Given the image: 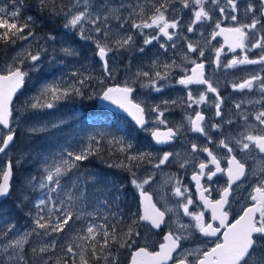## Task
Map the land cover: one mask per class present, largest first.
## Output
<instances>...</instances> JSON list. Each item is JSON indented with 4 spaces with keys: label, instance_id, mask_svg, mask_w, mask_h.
<instances>
[{
    "label": "snow or ice",
    "instance_id": "6c2138e0",
    "mask_svg": "<svg viewBox=\"0 0 264 264\" xmlns=\"http://www.w3.org/2000/svg\"><path fill=\"white\" fill-rule=\"evenodd\" d=\"M209 2L211 7H208ZM176 3L184 9H191L193 19L187 25V31L196 30V25L213 21V11L219 12L223 19H231L237 22L233 27H221L219 20L214 22V30L211 38L223 36L230 51L237 49L244 50L243 56H235L229 60L225 68H236L239 65H264V0H259V7L249 2L243 6V15L250 19L247 23H240L238 15L241 13L240 0H159V6H154L150 12H146L143 5L137 3H124V0L113 2V0H69L64 4L63 0H36L38 11L49 13L51 16L62 17L64 20L63 28L72 37L79 40L90 42L93 46V56L97 58L101 69V76L108 79L113 78L119 71L118 60L121 53H128L137 50L140 53L145 51L144 47L135 49V35L143 36V44L151 45L154 41H159L161 37H166L167 41H173L178 35L181 27V19L168 18V10ZM12 10L7 11V6H0V43L4 45H14L17 41H28L36 39L33 31L34 17L28 16L21 20V9L24 0H11ZM258 13V15H257ZM145 29H153L155 34L145 33ZM176 30V31H170ZM203 35V33H201ZM45 45L52 42L53 47L50 57L51 63L57 62L55 53H60L64 57H78L80 52L68 43L64 46L61 43L59 48L54 45L57 43V36L54 33H47L44 37ZM161 48H166L165 44H160ZM171 47L175 48L173 43ZM260 49L261 54L256 59L248 55V50ZM189 53H197L198 47L191 42L187 43ZM224 49L216 50L214 64L217 68L221 66L220 57ZM49 53L47 46H41L35 52L30 47H23L11 58V62L5 64L0 69V156L5 157L0 164V205L7 202L14 194L13 178L14 168L20 163L17 159L14 163L8 155L16 138V126L14 121L13 97L20 92L26 84L30 74L40 72L43 63L49 60L45 54ZM200 57L204 56L201 49L198 52ZM194 67L190 69L191 75L181 77L177 83L189 88L190 85L206 86L203 92L194 96L189 89L187 91L188 107L192 105H204L209 103L208 93H213L214 98L211 106L214 107V116L222 117L221 106L223 98L217 87L213 86L210 79L205 75V64L189 60L187 53L184 57ZM28 63V69L24 68ZM156 65V62H153ZM176 67L173 64H164V71L156 70L154 73L137 70L132 73L131 78H126L122 85L106 87L102 92V98L111 101L127 112L140 129L148 131L146 125L149 124L147 113H156L154 123L164 124V111L160 105H147L134 102L132 94L136 91V82L142 78H147L146 82L141 83V88H150L154 92H161L165 85L160 81H168L171 70ZM125 71H131V63L125 65ZM72 76L75 80L72 83L64 81L44 83L41 85L38 94L27 106L31 110L53 109L57 102L66 100L69 97L85 95L84 89L88 82L95 79L97 83L103 84L104 80L95 77L91 73L74 71ZM258 87L264 93V76L252 75L243 79L241 82L233 83L234 90L251 91ZM91 98V97H89ZM264 101H255L261 103ZM163 105L175 104L176 101H162ZM251 103V101H250ZM237 109L241 108V103H236ZM167 110V109H165ZM243 115V114H242ZM255 120L260 125H264V107L255 114ZM245 121L247 115H243ZM189 130L208 138L212 142V137L207 129L221 131L223 123L232 124V120L222 121L221 123L206 122L203 112L197 111L194 115L186 117ZM29 128L28 132L35 134L38 131L47 130ZM51 128L60 127V122H54ZM183 125L176 129L168 128L166 132L158 129L151 131V136L157 144H168L181 134ZM99 135V134H98ZM104 139L100 136L90 138L78 150L62 149L57 157L49 156L41 158L39 177L30 176L22 182V188L18 195V203L15 207H22L30 203L34 211L26 213L30 217L31 225L29 228L19 231L17 225L10 219H4L7 213L0 207V253L3 259L0 264H69L68 259L63 256H56L59 243L60 249L65 254H70L71 264H90V259L103 261V264H118V256L111 250L112 245L120 248H131L135 237L141 235L137 229L140 222H144V227L149 230H159L163 227L169 230L163 235V242L159 244L158 250H149L147 247H138L130 258V264H264V157H257L254 150L259 154H264V130L253 134L251 131L240 133L238 136L220 139L216 144L217 148L225 149L228 153L224 158L227 160V167L221 166V161L214 151L207 147L191 145V152L201 151L209 158L206 162L198 164V170L191 176L195 182L196 192L203 207L210 210V221H206L204 211H190L194 205V200L187 186L176 177H168L166 182L172 183V195L183 198V203L179 205L185 216L191 217L194 223L184 224L179 220L173 229L172 223L166 220V215L173 209L166 205L164 210L157 206L152 194L145 189L146 185H151L155 174L149 172L144 177H138L133 168L140 167L147 162L153 169H160L169 163L170 159H179V153L171 151L164 152L158 159L154 158L151 152H138L128 155L133 144L123 137L108 140L109 145H115L119 152L125 153L127 163L109 164V167H118L131 174V185L138 190L142 213L131 220L127 230L118 233L115 226L108 230V225L89 224L86 232L77 233L76 222L93 213L87 211L89 207V181L95 196L107 191L113 199L119 200L123 185L116 184L104 177H97L89 173L87 179L84 176L81 166L92 156L101 152L100 142ZM238 149L245 154L244 159H238L234 154ZM255 160L256 166L251 172L255 177L256 183L253 185L249 199L251 203L246 205L242 214L229 223L230 205L229 197L232 196L233 185H238L240 181L249 179L247 159ZM190 161H183L180 167L185 168ZM209 165H213L210 168ZM257 168L259 171L257 172ZM218 174L227 177L226 186L217 189L218 199H212L211 186L202 184L205 178L212 181ZM103 185V187H101ZM39 192V198L31 199V194ZM207 193V195H206ZM107 204V198L103 201ZM135 215V214H134ZM106 219V218H105ZM218 222V224L216 223ZM215 225V226H214ZM223 229V231H221ZM198 232L203 237H216L218 242L213 247L203 248L199 245L192 248L184 247L183 242L190 240L194 233ZM61 234L63 236L61 237ZM36 237V242H32V237ZM97 237H100L98 240ZM59 238V241H58ZM102 241V243H101ZM79 249V252L76 250ZM89 253L91 256H89Z\"/></svg>",
    "mask_w": 264,
    "mask_h": 264
},
{
    "label": "flooded vegetation",
    "instance_id": "af4514ba",
    "mask_svg": "<svg viewBox=\"0 0 264 264\" xmlns=\"http://www.w3.org/2000/svg\"><path fill=\"white\" fill-rule=\"evenodd\" d=\"M138 1L140 5H143L146 12H148L149 14L154 6H159V0ZM249 2L253 3L257 7L260 6L259 0H240L241 13L238 15V21L240 23L249 22L251 14L247 19L243 15V6ZM208 7H211L210 2ZM167 15L169 19H181V27L178 30V35L174 37L173 41H167L166 37H161L159 41H154V44H165V46H169L175 43L176 47H172V49L174 51L175 57L177 58L175 63L176 67L171 70L173 75L172 78L166 81V83H168L171 88L167 91V93H162L164 95V98L160 100L161 93L158 95H153V99H146V104L153 105V103H157L156 105L163 106V109H167L165 110V112H168L167 120H165V118L163 117L166 123L161 124L159 127L157 126L154 129H158L161 132H166L168 128L176 129L180 125H183V128L181 134L168 144H160L161 146H158L153 141V143L149 141V144L150 148L153 149L151 151L154 154L155 159H158L159 156H161L164 152L167 151L179 153L180 156L178 160L170 159L169 163L163 165L160 169H153L151 165H149L147 162H144L139 167V170H137V176L144 177L148 175L149 172L155 174V178L152 184L146 185L145 189L152 194L154 201H157V206L161 207V210H164L165 205L169 209L174 210L167 213L166 220H169L172 223L173 229H175L177 220L185 222L182 221V218L187 219L191 217L185 216L183 214L182 208L179 207V205L183 203V198L175 197L172 195V183L166 182L168 177L179 178L183 182V185L187 186L190 190L192 199L194 200V205L190 207V211L202 210L205 213L206 221H210L211 218L210 210L204 208L202 202L199 201L198 193L196 192L195 188V182L191 179L193 173L198 170L199 162H206L209 158L207 157L206 153H203L201 151L192 153L191 145L196 144L198 145V147L207 146L211 148L220 159L221 166L226 168L227 160L224 157L227 156L228 153L225 149L216 147L218 141L224 138L225 136L234 137L238 136L240 133H245L247 131H251L253 132V134H256L261 130H264V125H260L259 122L255 120L254 116L257 111L264 107V101H262L261 103H255V101H261L262 97H264V93H262L258 87V82L257 87H255L251 91H239L234 90L232 88L233 83L241 82L243 79L248 78L252 75L264 76V65H239L236 68H225L223 66L233 57L243 56L244 50L237 49L235 52H232L229 50L228 45L225 42L223 36H217L215 39L211 38V33L214 30L215 21L219 20L221 22V27H233L237 25V22L232 21L230 18L223 19V17L220 16L218 10L213 11L212 22H205L204 24L196 25V30L193 32L187 31V25L191 23V20L193 19V13L191 9H184L179 3H176L172 8H169ZM144 31L147 34H155L153 29H145ZM201 33H203V35H201ZM143 39V36H140L138 34L135 35V42L137 45L136 49L144 47L146 52L147 46L143 44ZM189 42H195L200 45L197 53H192L189 60H195L197 63L203 62L205 64L206 78L210 79L213 83V86L218 88L220 96L224 100V103L221 106V110L223 112L222 117L214 116V107L211 106V101L215 95L213 93H208V104L199 106L192 105L191 108L188 107L187 91L190 89L193 92L194 96H198L200 92H203L205 90L206 86L190 85L189 88H185L183 85L177 83V81L181 77L185 75H191L190 69L194 67L192 63H189L188 60H185L184 57H182V54L185 55L187 53V55H190L187 50V43ZM219 48H223L224 51L220 57L221 66L217 68L214 64V60L216 56V50ZM201 49L204 51L203 57H200L198 55V52ZM183 50H185L186 52H184ZM260 54V49L248 50V55L252 59L258 58ZM137 55L142 56L143 53H140L138 51ZM179 61L181 62L180 65L178 64ZM160 83L163 84V81H160ZM165 100H174L176 101V103H169L168 105H163L161 102ZM138 103H143V105L146 106L143 101H139ZM236 103H241L240 109H237L235 107ZM197 111L204 113V115L206 116V122L221 123L222 121H227L228 119H231L233 122L232 124L223 123L222 132L213 130L211 128L207 129L212 137V142H209L207 137L201 135L200 133H195L189 130L190 126L188 125L186 117L189 115H194ZM242 114L248 116L247 121L243 119ZM151 125V122L146 125V128L150 129L149 133H151L152 131L150 128ZM254 152L258 158L264 157V154H259L258 150H254ZM234 154L237 156L238 159L245 158V154L241 153L238 149L235 150ZM185 160L190 161L188 166L185 168L180 167V163ZM256 163L257 162L255 160L248 158L247 167L250 174L249 179L247 181L238 182L239 186L233 185L232 196L229 197L230 205L228 206L229 223H231L240 214H242L243 208L251 203L249 196L253 185L256 183V179L255 177L251 176V172L256 166ZM209 167L214 169L213 165H209ZM258 171L259 169L257 168V172ZM226 180V176H224L223 174H218L216 177L213 178L212 181H208L205 178L204 180H202V184H204L205 186H211V198L218 199L219 192L217 191V189L226 186ZM132 188L134 189V199L136 202L135 204L137 206L136 215H139L140 213H142L139 193L138 190L135 189L133 186ZM189 223H192V221H190ZM216 223L218 224V222ZM168 230V228H165L163 226L159 230H149L147 228L145 232L141 234L140 246L147 247L150 251L158 250L159 244L163 242V235ZM221 231H223V229H221ZM146 239H151L153 243H146ZM216 242H218L216 237H203L201 234L196 232L190 240L183 242V246L189 247L192 245L203 244L206 245V248H210L213 247Z\"/></svg>",
    "mask_w": 264,
    "mask_h": 264
},
{
    "label": "trees",
    "instance_id": "16d2710c",
    "mask_svg": "<svg viewBox=\"0 0 264 264\" xmlns=\"http://www.w3.org/2000/svg\"><path fill=\"white\" fill-rule=\"evenodd\" d=\"M68 2L69 0H63L64 4H68ZM57 3H60V0H57ZM0 6H7V11L9 12L13 7L11 0H0ZM20 16L21 20L28 16L34 17L33 31L35 32L36 37L46 35L50 32L58 33L63 26L61 25V20H63L62 17L51 16L47 12L38 11L36 0H24V6L21 9ZM32 40L33 39H31V41ZM25 42L26 41H17L14 45H4L0 43V69H2L5 64L11 62V58L17 53V51L21 50L22 46L25 47ZM75 44H77V41ZM136 46L135 42V49ZM76 49L82 54L80 57H84L85 54H87L88 58H91L92 52L86 45H84V47L83 45H79ZM135 51L136 50L120 54L118 61L121 67L125 66L126 63H129V61L131 66L134 65ZM92 60L95 67L92 69L87 68L85 74L91 73V70L93 72L96 71L95 74H91L95 77L102 78L104 80L103 84L97 83V81L93 79L88 82V86L85 87V95L83 97L73 96L66 100H61L57 102L56 107L53 109L31 110L27 107L21 112L15 111L18 128L16 131L15 142L11 149L13 151V161L19 159L20 163L14 168V194L1 206L3 212L7 213L4 219H10L14 222L17 225V230L29 228L31 225L30 217L26 215L28 211H34V209L31 208L30 203H27L20 208L15 207V204L19 202L18 195L22 188V182L25 181L27 177H38L41 175V158L45 155L48 157L52 154L59 143L69 142L72 144L74 142L73 145L76 148L75 150H78V148L81 147L80 144L82 145V143L85 144L89 142L90 138L93 136H97L98 139L100 136L104 137L100 142L101 152L96 156H92L88 161L82 164L81 169L84 176L81 179H87V175L91 173L97 177H104L109 181H114L116 184L123 185L122 195L119 200H116L113 199L107 191L95 196L91 195L93 189L90 186L91 181H89V201L94 205L95 211L97 212V214L93 215V218H98V225L107 224L109 226V231L112 230V226H115L118 233H123L127 230L131 220L138 216L134 215L136 211L134 199L135 194L130 183L131 174L122 168L109 167V164L115 165L121 162L127 163L125 153L119 152L115 145H109L108 140L123 137L125 140L130 141L133 144V147L128 152V155H131L137 152L140 144V133L126 117L111 113L99 106L98 99L103 90L108 87L109 84L113 85L117 82L102 77L101 72H98L99 63L97 62V58L93 56ZM88 66L90 67V64H88ZM44 69L48 68L44 67L43 64L40 72H33L30 74L27 86L25 90L21 92L18 100L24 99L22 98L24 96L27 97L26 94L28 91L30 94L34 89V83L37 84L43 79L45 75ZM37 76L39 78L33 82L34 80L32 81V78L36 79ZM45 81L46 80H43V83ZM23 102L25 103L26 101L23 100ZM47 117L52 120L66 117L67 120L70 121L67 124L60 125L58 128L38 131L35 134L28 132V129L32 128L33 125L45 122ZM133 171H135V168H133ZM101 187H103V185H101ZM36 195V192L32 193L31 199H36ZM105 198H107V204L103 203ZM90 219L91 216H87L84 219L77 221L76 231L80 234L84 232L87 222ZM82 223L84 227L79 228ZM0 227H2V225H0ZM136 227L140 233L143 232L144 225L142 222ZM62 236L63 234H61V237ZM34 237L35 236L31 238L33 243L36 242L33 239ZM139 238L140 236L134 238L136 242L132 244L131 248H120L116 245L111 246L113 253L118 256V264H128L133 252L132 250L135 249L134 247L139 243ZM97 239L99 240L100 237H97ZM76 251L79 252V249ZM52 255L54 259L56 256H63L64 259H68L69 264H71L70 254L63 253L60 249L59 243L56 253ZM89 256H91L90 253ZM2 259L3 258H0V260ZM90 264H103V261L90 259Z\"/></svg>",
    "mask_w": 264,
    "mask_h": 264
},
{
    "label": "rangeland",
    "instance_id": "374dc122",
    "mask_svg": "<svg viewBox=\"0 0 264 264\" xmlns=\"http://www.w3.org/2000/svg\"><path fill=\"white\" fill-rule=\"evenodd\" d=\"M113 2H119V0H113ZM124 3H137V4H139V1L138 0H124ZM63 23H64V20H63ZM66 31L67 30H65L62 26V29L58 33H54L57 36V40H58V42L54 46L56 48H59L61 46L62 42H64V46H67L68 43H71V46L74 48H76L79 45H83V47H84V45H86L87 47H89V50L92 52L91 58L89 57L90 60H89L87 54H85L84 57H80L82 54H80L78 57H64L60 53L57 52V53H55L57 62L51 63L49 61H50L51 55L53 54V53H51V49L53 47V44H52V42H48V44L45 45V41H44L45 35L36 37V39H33L32 41H31V39L26 41L25 47L26 46L30 47L33 52H35L41 46H47L49 48V53L45 54L46 56L49 57V60H46L43 63L44 67H46L48 69H44L45 75H44L43 79L40 80L37 84L34 83V89L30 92V94L28 91V93L26 94L27 97L24 96V97H22L24 99L18 100L17 102H15V105L13 107L15 111L21 112L22 110H25L27 108V106L32 102L33 98L38 94V91H39L41 85H43L44 83H53V82H60V81H64V82H66V84L72 83L75 80V77L72 76V72L80 71V72L86 73L87 68L92 69L95 67V64L93 63V60H92L93 50H94L92 44L90 42H85V41L79 40L78 37H75V38L72 37L71 33H69L66 36L65 35ZM30 41L33 43H31ZM76 41H77V44H75ZM192 44L197 46L198 48L200 47V45L195 43V42H193ZM146 49H147V51L146 52L144 51L142 56H138L137 55L138 51L136 50V52H135L136 54H135V58H134V65L131 66V71H125V66L119 67V71L117 72V74L113 78L109 79V80L117 82L116 84H113V85H122L123 82L125 81V79L131 78L132 73L136 72L138 69L143 70V71H148L150 73H153L156 70H160L161 72H163L164 71V68H163L164 64L176 63L177 58L174 55V51H173L171 45L166 46V48H161L160 44L155 45L153 42L151 45H147ZM183 51L186 52L185 50H183ZM191 55H192V53H190V55H188L189 59H190ZM182 57H185V55L182 54ZM154 61L156 62L155 66L153 65ZM117 62L119 64V61H117ZM88 64H90V67L88 66ZM127 64L128 63H126V65ZM178 64L180 65L181 62L179 61ZM63 65H66L67 68H64ZM28 67H29L28 63H25L24 68L28 69ZM98 72L99 73L101 72L99 65H98ZM91 73L95 74L96 71L93 72L91 70ZM172 76L173 75L171 72L168 80H170L172 78ZM38 78H39L38 76L36 77V79L32 78V81L34 80L33 82H35V80H37ZM43 80H46V81L43 83ZM146 80H147V78H142L141 80L136 82V90L137 91H135L133 93V96H132V98L136 102L143 101L146 106H147L146 99H148V98L153 99L154 98L153 95H158L161 93V97H160V100H161L164 98V95L162 93H167V91L171 88L170 85L168 83H166V81H163V84L160 83L162 85H165L161 92H154L150 88H141L140 83H144V82H146ZM23 100L26 102L24 103ZM156 104L157 103H153V105H156ZM148 105H151V104H148ZM160 107H161V109L164 108L163 106H160ZM165 109H163L162 111H164V118H165V120H167L168 112H165ZM147 115H148V119L152 123V125L150 127L151 130H153L155 127H157V126L159 127L161 125V124L153 122L156 118V113L149 112V113H147ZM69 121L70 120H67L66 117L65 118H59L58 120H52L51 118L47 117L45 122L37 123V124L33 125V127L37 128V129H44L46 126H48L47 129H51L50 125L54 122H60V125H64V124H67ZM149 132H150V129H148V131H145L143 133L148 134ZM73 144H74V142L72 144L69 142L59 143L57 145V147L55 148V150L53 151L54 154H50L49 156L57 157L59 155V153L61 152V150L66 149V148L69 150H75L76 148L74 147ZM83 145H84L83 143H82V145L80 144L81 147ZM144 147H145V149H144ZM142 149H144V152H150L151 151L150 144L143 143V139H142L141 144H139V147H138L136 153L143 152ZM133 154H135V153H133ZM8 155L10 157L13 155L12 149L9 151ZM48 157H46V155L43 156V158H48ZM4 159H5V157H3V156L0 158V164H2ZM136 169L139 170V167L135 168V172L137 173L138 171ZM36 193H37L36 198H39L41 194L39 192H36ZM92 211L94 212V210H92ZM98 222L99 221L96 218H94L91 220L90 224H98ZM180 222H181V220H180ZM181 223L190 224V223H186V222H181ZM192 223H194V222L192 221ZM88 225H89V222L87 223V226ZM81 227H84L83 223L79 226V228H81ZM84 232H86V230ZM84 232H82L81 234H83ZM33 239L36 241V237H34ZM146 243L152 244L153 241L151 239H146ZM194 246H197V245H192V246H189L188 248H192ZM199 246L206 249V245L200 244ZM3 256H4V254L0 253V258H3Z\"/></svg>",
    "mask_w": 264,
    "mask_h": 264
},
{
    "label": "water",
    "instance_id": "95a60500",
    "mask_svg": "<svg viewBox=\"0 0 264 264\" xmlns=\"http://www.w3.org/2000/svg\"><path fill=\"white\" fill-rule=\"evenodd\" d=\"M112 87V86H111ZM19 93V92H18ZM18 93L16 94V96L18 95ZM15 97H13V102L15 100ZM98 103L100 106L106 108L107 110L111 111V112H114V113H119V114H122V115H125L127 116L138 128L139 126L135 123V121L132 119V117L127 113L125 112L122 108H120L118 105L116 104H113L111 101H107V100H104L102 98V95L101 97L99 98L98 100ZM140 129V128H139ZM154 139V138H153ZM157 144V143H156Z\"/></svg>",
    "mask_w": 264,
    "mask_h": 264
},
{
    "label": "bare ground",
    "instance_id": "6f19581e",
    "mask_svg": "<svg viewBox=\"0 0 264 264\" xmlns=\"http://www.w3.org/2000/svg\"><path fill=\"white\" fill-rule=\"evenodd\" d=\"M58 29V28H57ZM53 32V31H52ZM109 86H111L110 84H109ZM102 95V94H101ZM99 104V103H98ZM100 106V105H99ZM101 108V107H100ZM103 108V107H102ZM147 117H148V115H147ZM153 143V142H152ZM62 146V145H61ZM146 147V146H145ZM145 147H144V149H145ZM162 148V147H161ZM144 149H142L143 150V152H144ZM148 150V149H147ZM151 150H153V149H151ZM151 153H152V151H151ZM137 170V169H136ZM14 180V179H13ZM131 180V179H130ZM90 193V192H89ZM2 207V206H1ZM24 210V209H23ZM29 212V211H28Z\"/></svg>",
    "mask_w": 264,
    "mask_h": 264
}]
</instances>
